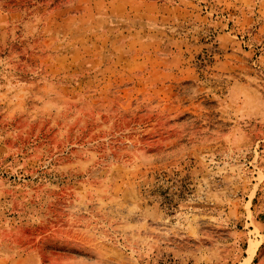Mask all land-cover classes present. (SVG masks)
<instances>
[{"label": "rangeland", "instance_id": "obj_1", "mask_svg": "<svg viewBox=\"0 0 264 264\" xmlns=\"http://www.w3.org/2000/svg\"><path fill=\"white\" fill-rule=\"evenodd\" d=\"M0 264H264V0H0Z\"/></svg>", "mask_w": 264, "mask_h": 264}, {"label": "bare ground", "instance_id": "obj_2", "mask_svg": "<svg viewBox=\"0 0 264 264\" xmlns=\"http://www.w3.org/2000/svg\"><path fill=\"white\" fill-rule=\"evenodd\" d=\"M249 249H250V256H251V254L254 252V245H250ZM249 258L247 259V261L249 260Z\"/></svg>", "mask_w": 264, "mask_h": 264}]
</instances>
